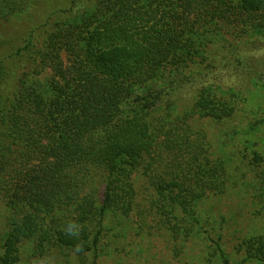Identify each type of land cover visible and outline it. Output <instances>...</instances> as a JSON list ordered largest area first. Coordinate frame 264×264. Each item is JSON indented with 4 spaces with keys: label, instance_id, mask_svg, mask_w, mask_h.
Returning <instances> with one entry per match:
<instances>
[{
    "label": "trees",
    "instance_id": "trees-1",
    "mask_svg": "<svg viewBox=\"0 0 264 264\" xmlns=\"http://www.w3.org/2000/svg\"><path fill=\"white\" fill-rule=\"evenodd\" d=\"M36 7L0 0V25ZM262 52L264 0H75L50 12L0 57V201L9 211L0 264H18L26 242L39 259L53 249L98 256L114 229L108 218L134 211L166 234H194L200 202L222 194L230 173L202 141L186 163H168L190 138L172 112L185 93L168 86L187 87L190 67L216 68L229 55L249 74L245 57ZM191 111L222 121L235 108L201 91ZM188 129L196 140L204 133ZM255 182L258 203L264 174ZM241 246L264 261V234ZM217 261L231 264L223 248Z\"/></svg>",
    "mask_w": 264,
    "mask_h": 264
},
{
    "label": "rangeland",
    "instance_id": "rangeland-1",
    "mask_svg": "<svg viewBox=\"0 0 264 264\" xmlns=\"http://www.w3.org/2000/svg\"><path fill=\"white\" fill-rule=\"evenodd\" d=\"M74 1L35 0V11L1 24L0 39L5 48L0 57L22 45L24 37L50 12L69 9ZM245 58L243 67L252 74L234 64V56L229 55L216 68L190 67L187 87L182 81L168 86L185 93L172 112L179 121L176 126H181L187 131L186 136H190L173 146L166 158L168 163L172 159H184L186 163L196 154L195 142L202 141L206 143L202 148L210 158L226 166L230 173L222 194H208L200 202L194 234L176 235L172 230L166 234L153 216L134 211L124 221L114 216L108 218L109 227L114 229L103 238L98 256L90 253L82 261L74 251L53 249L39 259L33 242H26L21 246L18 264H218L221 248L231 264H264V261L247 259L241 246L244 239L264 234V200L256 203L253 196L255 181L264 174V52ZM201 91L216 94L235 108V113L218 121L191 111ZM189 127L204 133L196 140ZM135 181L140 189L144 178L140 175ZM143 194H139L138 201L146 204ZM8 216L6 205L0 201V254L8 231Z\"/></svg>",
    "mask_w": 264,
    "mask_h": 264
}]
</instances>
